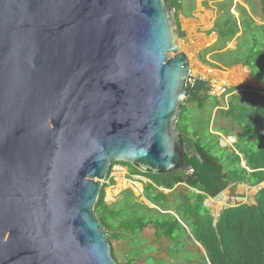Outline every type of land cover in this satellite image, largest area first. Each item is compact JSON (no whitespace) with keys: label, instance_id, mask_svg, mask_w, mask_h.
<instances>
[{"label":"water","instance_id":"water-1","mask_svg":"<svg viewBox=\"0 0 264 264\" xmlns=\"http://www.w3.org/2000/svg\"><path fill=\"white\" fill-rule=\"evenodd\" d=\"M180 42L169 0H0V264H118L95 213L111 165L196 172Z\"/></svg>","mask_w":264,"mask_h":264},{"label":"trees","instance_id":"trees-1","mask_svg":"<svg viewBox=\"0 0 264 264\" xmlns=\"http://www.w3.org/2000/svg\"><path fill=\"white\" fill-rule=\"evenodd\" d=\"M169 2L175 11L180 38L183 40L185 34L181 31L178 22L179 13L182 12V0H169ZM260 3L264 12V0H260ZM222 5L225 6V3ZM240 24L249 28L250 31L248 29L244 32L240 31L236 19H233V21L226 20L222 16L216 22L214 32L219 36L218 42L224 44L222 50L217 52L223 51L226 45L234 41L240 32H242L241 38L251 33V37L254 38H252L253 41L260 42L261 45L254 49V53H251L252 56H247L246 62H233L232 65H242L249 68L251 76L264 85V79L258 73L260 70H264V25L257 26L249 18L242 15ZM206 53L203 52L201 56L203 60H205ZM215 56L213 61H219V57ZM211 66L216 67L215 65ZM206 92L207 86L203 81H198L193 86L188 87L187 99L182 106L177 126L181 132V142L187 149L185 160L196 172H171L158 175L143 174L131 169L133 173L135 172L134 174L150 182L146 185L145 192L147 190V193L149 192L151 196L146 199L162 212L173 211L189 228L194 240L206 251L208 263L204 264H264V189L256 195V205H240L222 211L216 226L213 225L214 218L210 215L209 209L204 206L207 199L216 197L230 185L246 184L256 187L264 183V94L256 92L237 94L231 98L228 110L220 111L221 116L233 120L231 130L238 128L241 131V135L234 146V149L237 146L240 148V151L238 150L240 155L227 156L229 167L225 169L220 161L211 155L210 151L202 148L199 143H194L186 125V116L188 110H190L188 104L202 107L203 103L209 99ZM236 102L251 109L255 119L253 116L247 117V115L244 116L238 113L236 105L232 104ZM228 127L225 130L227 132ZM218 139L220 140L219 137ZM252 148H257V151L252 150ZM241 156H243V159ZM242 161L246 162V168L251 172L241 166ZM115 165L114 163L112 167ZM118 165L128 166L126 164ZM179 186H184L188 194H175L173 196V192ZM160 189L170 191L171 196L177 201L174 202L168 199V195ZM95 213L107 234L112 256L115 260L111 241H120L127 238L131 240L151 225L155 229L154 235L157 238H165L166 241L171 243V254L180 252L183 248L182 244L179 245L180 239L182 236L188 237L184 228L172 215H170L171 217L165 215L156 222H146L141 219L138 225L133 228L116 226L114 222L112 224L109 220L114 219L117 213L105 203L104 186L95 205ZM127 264H133V262Z\"/></svg>","mask_w":264,"mask_h":264},{"label":"rangeland","instance_id":"rangeland-1","mask_svg":"<svg viewBox=\"0 0 264 264\" xmlns=\"http://www.w3.org/2000/svg\"><path fill=\"white\" fill-rule=\"evenodd\" d=\"M243 2L244 3L246 2L245 3L246 5L248 4L251 5L250 6L252 9L251 16L254 19V21L257 23V25L258 26L263 25L264 12L261 10V6L258 4L256 0H223L220 2H215L214 0L212 1L182 0V12L179 13V17L180 15H182L183 18L194 19L193 16L200 17L199 12L201 10H205L203 12H208L207 13L208 17H211L215 21L213 25L207 24V26H203L202 22L201 23L192 22V21L187 22L183 20L184 30H185L183 31V33L185 34V38L180 42L181 51L182 52L186 51L187 53V49L190 48L186 44L187 40L191 41L190 43L193 42V47L195 48V52L198 51L196 55L198 53L201 54L204 51H206L207 52L206 54H208L214 51L222 50L224 44L221 42L217 43L216 42V40L218 39L217 36L212 35L216 33L214 32L215 24L222 16H224V19L226 20L233 21V19L234 20L236 19L238 21V28L240 31L244 32L247 31V29L250 31L249 28L245 26H240L238 20L240 19L239 13L240 15H242L241 8L240 7L238 8V6L239 5L242 6ZM223 3H225V6L222 5ZM247 22L250 24L249 21ZM203 35H207V36L212 35V38H207L205 40ZM196 36L198 38L197 41L191 39V37H196ZM202 38L204 39V42H202ZM252 38L253 37H251V33H249L248 35L243 36L242 38L241 37L237 38L238 46L236 40L227 44L224 51L228 53L226 52L224 54L221 53L220 56L216 54L217 56L215 57H219V61L217 62H220L222 67H226V68H231L232 66H234L232 65L233 62H246L247 56L248 55L252 56V54L254 53V49L261 45L260 42L253 41L254 38L253 39ZM210 48L212 49L210 50ZM187 54L190 55L189 52ZM190 56H191V59L189 58L190 62L192 60L193 63L194 57L192 54ZM207 58L210 61V56H208ZM192 67L195 68L194 63L192 64ZM197 71L198 69H196V72ZM258 73L261 76V78L264 79V70L262 71L260 70ZM242 88H243L242 90H244L245 93L252 92V90L251 91L249 90L250 86L247 84H245V86H243ZM238 93L239 92H237V94ZM230 99L231 97H229L227 101H229ZM220 100L221 102H223L221 106L225 105L224 107L221 108L227 111L228 106L226 107V104H224V102H226V99L222 98ZM232 104L236 105V110L238 113H241L244 116L247 115V117L253 116L255 119L253 111L248 107H246L245 105L240 104L239 102ZM218 106H219L218 99L212 97H210L207 101H205L202 107L193 106L192 109L188 110V114L186 116L187 118L186 125L189 128V132L191 133V137L193 138L194 143H199L202 146V148H204L207 151H210L211 155L216 157L225 169H228L229 162L227 156L229 155L231 156L232 154L239 155L238 150L240 151V148L237 146L238 148L236 147L234 149V146L237 143V138L241 135V131L238 128H234V130H231L232 128L231 122H233V120L231 118L228 119L225 118L224 116H221L220 114L221 113L220 111H222L221 109L215 111V109ZM227 127L229 129L228 132L220 131V129L227 130L226 129ZM220 135H221V140L219 141L218 137H220ZM230 138H232L234 141H229ZM221 141L223 142V144H221ZM252 150L257 151V148H252ZM241 158L243 159V156H241ZM121 171L124 173L128 170L126 167L121 166L120 174ZM120 177H123V174H121ZM111 184L108 183L105 184L108 195L114 194V192H117L121 189L120 186L117 188L116 183L112 185ZM139 189L141 190L140 186ZM123 190H129V189L123 188ZM119 192H117V194ZM165 194H168V199L175 202L177 201L175 198H173L175 194L185 195L188 193L184 186H179L175 189V192H173L172 194L173 196H171L170 192L169 193L166 192ZM225 194L227 195L226 204L221 210V212L229 208L231 204H233V202L237 204L254 205L256 188H251L245 184H239L236 186H232L230 190L225 192ZM124 196L125 198L123 199V201H121L120 204L117 203L116 198L114 197H113V199L115 200L114 202H109L111 201L110 199H108L106 202V204L111 209H113L114 212L117 213L114 216V219L109 220L112 224L114 222L116 226L133 228L136 225H138L141 219H143L146 222H151V221L156 222L157 220H160L161 218L165 217V215L170 216L171 214L175 218V215H173L174 213L173 211L163 213L158 209L149 208L147 203L145 202V198H150L151 194L149 192L147 193V190L146 192H144L145 198L142 193H139V195L136 194L137 199H135L134 194L132 195L130 194V192L124 193ZM210 200H211L210 198L207 199L206 203H208ZM209 211H210V215H212L213 217L216 216L212 206L209 208ZM221 212L219 214H221ZM127 222L129 223L128 226H127ZM154 234H155V229L151 225L146 227L140 234L136 235L134 238H131V240L127 238L125 240L122 239L120 241H114V240L111 241V245L117 263L127 264L131 261L133 262V264L208 263L205 249L201 245L197 244L196 241L188 233H187L188 237L182 236V238L179 241L180 242L179 245L182 244L183 246L182 250L180 252H175L173 254H171L170 252L171 243L166 241L165 238H157Z\"/></svg>","mask_w":264,"mask_h":264},{"label":"crops","instance_id":"crops-1","mask_svg":"<svg viewBox=\"0 0 264 264\" xmlns=\"http://www.w3.org/2000/svg\"><path fill=\"white\" fill-rule=\"evenodd\" d=\"M212 1V0H211ZM220 1H223V0H220ZM220 1H215V2H220ZM257 2H258V4L261 6V3H260V0H256ZM246 3V2H245ZM244 2L242 3V6H238V8L240 7L241 8V12H242V16H245V17H247V18H249V20L250 21H252V22H254L256 25H257V23L254 21V19L252 18V9H251V5L250 4H248V5H246ZM261 10L263 11V7L261 6ZM203 11H205V10H201L200 12H199V14H200V17H197V16H193V18L194 19H190V18H183L182 17V15H180V17H179V19H178V22H179V24H180V26H181V31L183 32V31H185L184 30V24H183V20L184 21H187V22H189V21H192V22H197V23H203L202 25L203 26H207V24H211V25H213L214 24V19H212L211 17H208V12H203ZM211 13H213V12H211ZM239 13V12H238ZM239 16H240V19H238L239 20V23H241V15H240V13H239ZM264 25V24H263ZM263 25H260V26H263ZM240 26H241V24H240ZM258 26V25H257ZM214 28V27H213ZM212 35H216L217 36V38L219 39V36H218V34L217 33H215V34H212ZM212 35H210V36H207V35H203V37H204V39L206 40L207 38H212ZM242 36V32H240L239 33V35L236 37V39H234V40H236L237 41V38L238 37H241ZM191 39H193L194 41L196 40H198V38H197V36L196 37H191ZM204 39L202 38V42H204ZM218 39L216 40V42H218ZM201 41V40H200ZM191 41H189V40H187L186 41V44L188 45V47H190V48H188V49H191L192 47H193V42L192 43H190ZM212 42V41H211ZM233 42V41H232ZM216 46V45H215ZM214 46V47H215ZM213 47V48H214ZM188 49H187V53H188ZM212 48H210V50H211ZM198 50V49H197ZM209 50V49H208ZM225 50V49H224ZM235 50V49H234ZM186 52V51H185ZM198 52V51H197ZM197 52H195V56H193L194 57V65H195V68L194 67H192V60H191V67H192V69H193V72H195L196 74H198V75H200L201 77H202V79L204 80V83H206V86H207V92H206V94L209 96V92H208V88H209V86H210V84L212 83V81H214V82H217V83H225V82H223L224 81V79H225V81H228L227 80V77H229V75L232 73V78L231 79H233V78H235L236 76H234V73H236V75H237V77H239L241 80H245L246 82L248 81L249 83H245V84H247V85H249L250 86V88H249V90L251 91L252 90V92H256V93H260V94H264L263 92H264V85L263 84H261L259 81H257V80H255L252 76H251V73H250V69L249 68H247V67H243L242 65H237V66H233V67H231V68H226V67H222V65L220 64V63H218V62H215V61H213V57H212V55H216V54H219V53H221V52H212V53H208V55L206 56V59L205 60H207L206 62H204V61H201L202 62V64L198 61V59H197V56H196V53ZM204 52H206V51H204ZM223 52H226V51H223ZM199 54V53H198ZM188 56H189V58L191 59V56L188 54ZM208 56H210V61L208 60ZM209 61V62H208ZM211 65H215L216 67H213V66H211ZM235 69V70H233V69ZM196 69H198V71L196 72ZM232 69V70H231ZM208 71L207 72V74L205 75L204 73H203V71ZM237 70V71H236ZM226 71V72H225ZM235 71V72H234ZM226 76V77H225ZM224 77V78H223ZM241 82V81H240ZM242 83V82H241ZM225 84H227V85H229V86H231V88H232V92L230 93V90H228V94H229V96L227 97H225L224 99H226V102H224V104H228L229 103V101L231 100H229V101H227V99L229 98V97H233V96H235V95H237V92H239L238 94H245V91L244 90H242L243 88V86H245V84H239V83H237V84H228V83H225ZM246 88H248V87H246ZM252 92H250L249 94H251ZM211 96H209V98H210ZM212 98H214V97H212ZM218 99V102H219V107H217L216 109H215V111L217 110L218 111V109H221V110H225V109H223V108H221V107H224V106H221L222 105V103L223 102H221V100L220 99H222V98H217ZM193 104H188V108H190V109H192L193 108ZM115 181H116V183L118 184L117 185V187L118 186H120L119 185V183L122 181V178H119V177H117L116 179H115ZM137 185H139V183H136V184H134L133 183V186L134 187H132V189H133V192H131V191H127V190H121L117 195L114 193V194H111V198H110V200L111 201H109V202H114L115 200L113 199V197L114 198H116V201H117V203L118 204H120L121 203V201H123V199L125 198V196L123 195H121V194H123V193H127V192H130V194H134V196L136 197V191H138L139 193L141 192V193H144V188L142 187L141 188V190L138 188V186ZM140 190V191H139ZM108 197H109V195H108V193H107V191H105V202H107V200H108Z\"/></svg>","mask_w":264,"mask_h":264},{"label":"clouds","instance_id":"clouds-1","mask_svg":"<svg viewBox=\"0 0 264 264\" xmlns=\"http://www.w3.org/2000/svg\"><path fill=\"white\" fill-rule=\"evenodd\" d=\"M193 71V69L191 70V72ZM190 72V73H191ZM204 82V81H203ZM188 87L189 86H187V89H188ZM230 90V92L231 91H233L231 88L229 89ZM208 92H209V88H208ZM210 96V95H209ZM228 97L229 96V94L228 93H226L225 95H223V96H211V97H214V98H225V97ZM186 101V100H185ZM184 101V102H185ZM230 104V102L226 105V107L228 106ZM220 138V140H221V136L219 137ZM219 140V141H220ZM229 141H234L232 138H230L229 139ZM221 144H223V142L221 141ZM239 154V153H238ZM240 155V154H239ZM245 162V161H244ZM242 163H243V161H242ZM242 163H241V166H242ZM246 163V162H245ZM116 164V163H115ZM118 164H121V163H117L115 166H113L112 167V165H111V167H110V170H109V172H108V175H107V178H106V180H105V182H104V184H103V186H104V192L105 191H107V189H106V187H105V184L106 183H108V184H115L116 183V181H115V179L117 178V177H119V178H122V181L120 182V183H123V182H125L126 184H127V186L125 187V188H128L129 190H127V191H131V192H133V189H132V187H134L133 186V183L134 184H136V183H139L143 188H144V192H145V187H146V185L147 184H150V182L147 180V179H145V178H143V177H141V176H139V175H133V176H131V174L130 173H128V171H126V172H121V174H123V177H120V170H121V165H118ZM126 165H128V164H126ZM115 167H118L119 169L118 170H115L114 171V168ZM124 167V166H123ZM243 167V166H242ZM244 167H246V166H244ZM243 167V168H244ZM134 169V168H133ZM247 169V168H246ZM141 173V172H140ZM131 179H130V178ZM142 179H145V180H147L148 182H143L142 181ZM120 183H119V185H120ZM111 184V185H112ZM116 185H118L117 183H116ZM140 185H137L138 186V188H139V186ZM246 185V184H245ZM260 185H262V187H263V189H264V183H262V184H260ZM260 185H258V186H256V187H251V186H249V187H251V188H256V195L258 194V192L259 191H257V189H258V187L260 186ZM103 186H102V188H103ZM140 186V187H141ZM232 186H236V185H230V186H228V187H230V189H231V187ZM119 187V186H118ZM117 187V188H118ZM141 187V188H142ZM227 187V188H228ZM114 188V187H113ZM226 188V189H227ZM106 189V190H105ZM121 189H123V187H121ZM225 189V190H226ZM102 190V189H101ZM161 191H163L164 192V194L167 192V193H169L170 191H168V190H163V189H160ZM224 190V191H225ZM262 190V189H261ZM260 190V191H261ZM120 191V190H119ZM137 193L136 194H138L139 195V192L138 191H136ZM101 193V192H100ZM126 193V192H125ZM141 193V192H140ZM171 193V192H170ZM115 194H117L116 192H115ZM143 194V196H144V193H142ZM119 195V194H118ZM122 196L124 195V193L123 194H121ZM166 195H168V194H166ZM256 195H255V197H256ZM109 196H111V194H109ZM110 198V197H109ZM144 198H145V196H144ZM215 198V197H214ZM135 199H137L136 197H135ZM210 199H213V198H210ZM145 202L147 203V205H148V207L149 208H155V209H158L159 211H161L158 207H156V206H154L153 204H151L146 198H145ZM207 202V201H206ZM205 202V203H206ZM106 203V202H105ZM205 205V204H204ZM238 206H240V205H246V204H237ZM254 205H256V201H255V203H254ZM108 206V205H107ZM237 206V207H238ZM249 206H252V205H249ZM109 207V206H108ZM227 209H230V207L229 208H227ZM224 211V210H223ZM162 212V211H161ZM163 213H165V212H163ZM222 213V212H221ZM166 214H168V213H166ZM174 214V213H173ZM172 215V214H171ZM177 218H178V216L176 215V214H174ZM212 216V215H211ZM213 217V216H212ZM216 217V216H215ZM214 218V217H213ZM179 219V218H178ZM177 220V219H176ZM180 220V219H179ZM217 220H218V218H217ZM178 221V220H177ZM181 221V220H180ZM182 222V221H181ZM183 223V222H182ZM180 224V223H179ZM184 224V223H183ZM185 225V224H184ZM186 226V225H185ZM187 227V226H186ZM188 228V227H187ZM189 229V228H188ZM185 230V229H184ZM193 238V237H192ZM194 239V238H193ZM198 243V242H197Z\"/></svg>","mask_w":264,"mask_h":264},{"label":"built area","instance_id":"built-area-1","mask_svg":"<svg viewBox=\"0 0 264 264\" xmlns=\"http://www.w3.org/2000/svg\"><path fill=\"white\" fill-rule=\"evenodd\" d=\"M198 81H204V80L202 79L200 75L192 71L189 74L187 86H193ZM229 89H230L229 86L225 83H217V82L212 81V83L209 86V95L210 96H223L228 92ZM118 169H119L118 167H115L114 171Z\"/></svg>","mask_w":264,"mask_h":264},{"label":"bare ground","instance_id":"bare-ground-1","mask_svg":"<svg viewBox=\"0 0 264 264\" xmlns=\"http://www.w3.org/2000/svg\"><path fill=\"white\" fill-rule=\"evenodd\" d=\"M189 53H190V55L192 54L193 56H195L194 54H195V48L194 47H192L191 48V50L189 49V51H188ZM207 70L206 71H204V74L206 75L207 74ZM233 73V72H232ZM232 73L229 75V77H227V80L228 81H223V82H225V83H228V84H237V83H239V84H241V82L242 83H249L248 81L246 82L245 80H244V82H243V80H241L239 77H237V75H236V73H234V76H236L235 78H233V79H231L232 78ZM226 77V76H225ZM241 81V82H240ZM122 172V171H121ZM123 183H124V185H123ZM123 183H120V187H123V188H125L126 186H127V184L125 183V182H123ZM140 185V184H139ZM121 190V189H120ZM140 191V190H139ZM117 192H119V191H117ZM116 192V193H117ZM115 193V192H114ZM110 198H111V196H109ZM108 197V199H110ZM226 199H227V195L225 194L222 198H221V200L220 201H218V202H213V201H211V202H209V204L210 205H212V208H213V210H214V213H215V215H219V213L221 212V210L223 209V207L225 206V204H226Z\"/></svg>","mask_w":264,"mask_h":264},{"label":"flooded vegetation","instance_id":"flooded-vegetation-1","mask_svg":"<svg viewBox=\"0 0 264 264\" xmlns=\"http://www.w3.org/2000/svg\"><path fill=\"white\" fill-rule=\"evenodd\" d=\"M223 51H224V50H223ZM223 51H221V53H225V52H223ZM215 52H217V51H215ZM211 53H212V52H211ZM202 54H203V52H202L201 54H199V58L202 56ZM207 55H208V54H207ZM214 56H215V55H212V57H214ZM200 59H201V61H204V62H206V61H207V60H203V59H202V57H201ZM205 59H206V56H205ZM208 62H209V61H208ZM228 86H229V85H228ZM229 88H231V86H229ZM220 131H222V132H223V131H225V130H223V129H220ZM220 136H221V135H220ZM222 136H225V135H222ZM237 139H238V138H237ZM237 141H238V140H237ZM128 166H129V165H128ZM128 166H124V167H126V168H127V170H128V173H130V174H131V176H132V175H135V174H134L135 172L133 173V171H132V169H133V168H132L131 166H129V167H128ZM131 168H132V169H131ZM135 170H137V169H135ZM137 171H138V170H137Z\"/></svg>","mask_w":264,"mask_h":264}]
</instances>
